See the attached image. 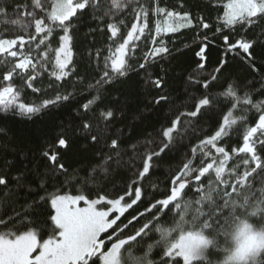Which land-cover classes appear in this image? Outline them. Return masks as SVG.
<instances>
[{"label": "trees", "instance_id": "16d2710c", "mask_svg": "<svg viewBox=\"0 0 264 264\" xmlns=\"http://www.w3.org/2000/svg\"><path fill=\"white\" fill-rule=\"evenodd\" d=\"M123 2L127 6L116 10L111 8L112 0H99L98 10L92 7L79 10L66 22L71 25L72 61L67 75L55 80L51 76L52 64L64 32L62 26L50 24L46 19V11L52 0H42L45 10L34 9L33 0H0V5L7 7V16H0V38L25 36L23 52L37 65L35 70L29 68L21 72L17 69L12 80L6 81L4 76L13 70L22 56L0 54V90L11 84L19 92L17 103L35 107H40L45 100H55L57 95L69 96L67 101L61 99L30 118L20 115L18 110H0V176L7 181V188L0 186V201H3L0 204V219L15 217L8 225L0 227L16 224L18 232L28 229L27 223H18L20 217H16L15 213L23 212L26 204L40 196L47 199L48 208L55 194H83L88 199L104 196L105 200L118 199L123 195V205L135 199V189L139 187L141 199L125 211L112 229L102 233L101 239L108 238V234L112 233V241L105 242L110 247L118 235L123 238L134 235L145 222H149L150 228L145 230L147 235L142 234L137 242L126 246V250L149 255L152 264H164V261L175 264L176 260L183 264L180 258L165 255L167 248L159 245L156 229L174 224L180 216L192 222V217L197 215L196 209L201 207L195 203L196 200H201L206 213L195 221L196 227L201 229L204 221L209 220V215L212 217L209 220L212 227L204 230L208 236L222 238L218 233L227 227L232 214L249 215L255 212L256 215L250 217L252 221L264 223V212L260 211L264 204H259L256 199L264 191V172L257 170L249 178L256 198L250 199L244 207H237L235 212L231 206L224 208L219 194L225 190V185L216 179L214 171L223 156L211 145L202 143L224 127V117L231 112L237 118V123L225 129L228 134L216 141V146L224 147L230 157L222 179L227 180L229 185L234 182L229 173L236 164L240 165L236 173L242 174V160L247 154L239 153L238 149L243 146L244 132L248 127L255 126L261 112L251 106L237 104L227 92L231 87L241 100L249 92L253 101H264V19L253 18L254 23L250 25H227L225 4L228 0ZM158 7L164 8V13L187 14L191 25L176 33L157 37L152 44ZM141 8L147 11L148 27L141 38L129 46L125 58L126 74L119 76L112 71L111 57L127 38L138 14L145 20ZM33 10L37 18L45 19L46 25L52 28L51 33L35 32L34 21L25 16V11ZM109 10L110 14L105 15ZM94 14L97 18H94ZM15 20L30 22L28 32H24L19 24H13ZM205 23L208 28L203 27ZM109 24H114L118 29L116 36L109 30ZM29 35L35 36V39H28ZM226 36L229 43L241 39L252 42L254 46L250 51L255 59L249 61L247 54L238 48L229 51L224 42ZM41 39L44 40L43 44L39 43ZM157 47H166L168 51L153 55L152 50ZM12 51H20L19 42ZM222 61L226 63L220 72H216ZM141 64L145 67L141 68ZM104 71H108L112 77L110 84L101 80ZM33 74L36 78L31 82L32 87H28L29 76ZM213 76L216 78L213 79ZM158 80L159 87L156 84ZM205 98L210 100L209 105L202 106L196 117L189 116L188 113L195 111L199 101ZM86 104L87 108L84 107ZM109 110L113 111L114 117H106ZM242 112L246 117L244 121L239 119ZM174 123L176 131L169 142L163 132ZM85 124L89 125L88 129L84 128ZM93 135L97 137L96 141L92 140ZM60 138L68 141L66 149L59 145ZM113 139H117V149L110 148ZM165 144L168 147H164ZM162 147L164 151L160 152ZM44 151H48L49 156L56 154L65 169L58 172V165L43 156ZM117 152L119 155H116ZM152 153L159 155H153L152 160L148 161L149 172L141 178L139 174L143 171V164ZM106 156L112 159L105 165ZM189 162L190 168L196 171L187 177L181 175V181H188L181 196L168 209L157 204L151 212L147 211L158 200L171 195L172 181L184 171V164ZM24 163H27L29 170L35 165L41 173L47 168V191L39 188V180H33L30 185L36 191L29 192L28 186L16 188V182L11 177L23 170ZM208 163L214 164L213 169L200 181H195L199 169ZM181 181H177V184ZM227 190L231 191L230 186ZM129 191L131 195L127 194ZM208 197L215 201L217 207L210 209ZM237 203H243V198ZM81 204L84 205L83 201ZM97 207L107 210L110 205ZM119 215L113 212L110 219ZM156 216L160 219L155 220ZM133 217L136 219L121 232L124 224ZM216 256L217 253L209 249V264H213ZM261 259L264 261V257ZM193 264L202 262L194 261Z\"/></svg>", "mask_w": 264, "mask_h": 264}, {"label": "snow or ice", "instance_id": "6c2138e0", "mask_svg": "<svg viewBox=\"0 0 264 264\" xmlns=\"http://www.w3.org/2000/svg\"><path fill=\"white\" fill-rule=\"evenodd\" d=\"M98 3L99 0H52L50 11H47V19L53 24L58 22V24L62 26L64 32V35L60 37V48L56 52L55 68L58 72L52 73L56 80H61L67 75L65 70L72 61V49L70 47L72 36L69 34L71 25L66 22L70 21V18L77 14V10H84L89 7L98 10ZM33 6L34 9L45 10L42 0H33ZM126 6L127 4L124 3L123 0H112V9L121 10ZM110 11L111 10L106 11L105 15H109ZM156 11L158 13H164L165 9L158 7ZM141 12H143L145 17L143 25L138 27L137 24H133L131 26V31L128 32L127 39L116 50L117 56L112 61V71L119 76H124L126 74L124 57L126 55L127 45L133 40L135 33L139 32L140 35H143L145 29L148 27L147 11L141 8ZM0 16H7V7L4 5H0ZM25 16L31 17L32 21H34L35 32L37 34L51 33L52 28L46 25L45 19L37 18L34 10L31 12L25 11ZM166 16L167 18L164 20L163 25H161L159 21L156 23L155 31L157 35L161 32H175L182 27L191 25V20L187 14L181 16L179 13L168 11ZM256 17L264 19V0H228L225 4V22L228 25L237 23L241 25L247 23L250 25L254 23L253 18ZM94 18H97L95 14ZM137 19L139 20V14ZM12 23L19 24L20 28L26 33L31 27V23L28 21L21 22L20 20H15L12 21ZM108 27L112 35L116 36L118 31L116 26L114 24H109ZM203 27L208 28V24L205 23ZM28 39L34 40L35 36L29 35ZM18 42L20 51H12L11 49H13ZM224 42L228 45L229 51L238 48L242 50L243 53L247 54L249 61L255 59L253 53L250 51L254 46L252 42L241 39L235 43H229L227 36L224 37ZM25 43V36H18L16 39L0 38V53H7L11 57H18V55L22 56V59H20L18 63H15L13 70L9 71L7 75L4 76V80H12L13 73L17 69L24 72L29 68L33 70L37 68L33 59L23 52ZM39 43L43 44L44 40L41 39ZM167 51L168 49L166 47H157L153 55H158ZM201 52H203V49H201ZM225 63L226 61H222L220 67L216 69V72H220ZM140 67L144 68L145 65L141 64ZM201 67H203V65H201ZM253 68H255V65H253ZM17 75L19 76L20 73H17ZM35 78L34 74L29 76L30 81L35 80ZM215 78L216 77L213 76V79ZM101 80L104 81L105 84H110L112 77L108 71H104ZM97 84H100V81H97ZM156 84L159 87L160 81H156ZM28 87H32L31 82L28 84ZM204 87L207 88L208 85L205 84ZM227 95L232 97L237 104L242 103L261 112L255 126L248 127L243 134V146L240 147L238 151L239 153L247 154V157L242 160L244 170L242 174L236 173V170L240 167L239 164H236L235 167L231 169L229 175L234 179V182L230 185L227 180L222 179L225 173V165L230 159L229 152L226 151L224 147H217L216 141L228 134L225 129L236 124L237 118L233 117L230 112L228 116L224 117V127H220L219 130L215 131L214 135L202 142L203 144L211 145L215 148L217 153L223 156V159L219 161V164L214 169L216 179L220 181L221 184L225 185V190L219 195L220 199L223 200V207L228 208L231 206L233 212H235L237 207H244L249 204L250 199L256 198L255 192L252 191V182L249 178L252 177L254 173H257V170L264 172V111H261L264 109V101H253L251 93L249 92H246L241 100V97L238 96L231 87ZM18 99L19 92L13 85L9 84L3 87V89L0 90V110L5 112L9 110H18L20 115H25L30 118L31 115L39 113L42 108H47L49 105L55 104L61 99L67 101L69 96L65 95L61 97L57 95L55 100H45L40 107L26 106L24 103H17ZM160 99L167 98L161 97ZM157 103H159V100ZM209 103V99H201L196 106V110L188 113V115L196 117L198 113H200L201 107L209 105ZM84 107L87 108L88 105L86 104ZM106 117H114L113 111H107ZM245 118V114L242 112L239 119L244 121ZM176 123H178V121ZM84 128L88 129L89 125L85 124ZM174 131H176L175 123L172 127L167 128L163 132V136L168 138L169 142H171ZM92 140L96 141L97 137L93 135ZM58 143L65 149L68 147V141L64 138H60ZM257 145H259V148ZM164 147H168V144H165ZM110 148H118L117 139L111 141ZM163 151L164 148L162 147L160 152ZM195 151L196 149L194 148L193 152ZM232 151H236V149H232ZM116 155H119V152H117ZM153 155H159V153L148 155L147 160L143 164V171L139 174L141 178L149 172L150 165L148 161L152 160ZM43 156L48 157L54 165H58V172L59 170L65 169V165L58 161L56 154L49 156L48 151H44ZM111 159V156H106L104 164L106 165ZM8 163L11 164L12 161H8ZM250 165H254V167H250ZM213 167V163H208L206 167L199 169V174L195 176V181H200L206 173L213 169ZM183 168L184 171L180 175H177L172 181L174 186L172 187L171 195L167 199L158 200L147 211L151 212L153 208L157 207V204L162 205L164 209H168L169 205L181 196L182 190H185L188 185L187 180L181 181V175L187 177L193 171H196V169L190 168V162L185 163ZM102 170L107 171L106 168H102ZM93 171H95V169H93ZM11 179L16 182V188L28 186L29 192L36 191V189L30 186L33 180H39V188L44 191H47L45 186L49 183L47 168L41 173L35 165L29 170L27 163H24L23 170L17 175L12 176ZM177 181L181 182L177 185ZM0 186H5L7 188V181L4 176H0ZM229 186L231 191L227 190ZM127 194L131 195V191ZM240 198H243V203L238 204L237 201ZM124 199L125 197L123 195L118 199L105 200L104 196H100L99 199H88L83 194H55L51 197L50 208H48V202L44 196L32 200L24 206L23 212L15 213L16 217H20L18 223H27L29 225L28 229L18 232L16 230V224L0 227V264H122L121 256L122 252L126 251V246L131 242H137L142 234L147 235L145 230L150 228L149 222H145L135 231L134 235L130 234L126 238L118 235L115 241L111 242L110 247L106 246L104 240L101 239V234L112 229L113 225L117 224V221L124 215L125 211L141 199V189L139 187L135 189V199L132 200L131 203L122 205ZM207 199L211 202L210 209L217 207L215 201H213L211 197ZM256 199H258L259 204H264V191H262L261 196ZM81 201H83L85 206H79ZM2 203L3 201H0V204ZM195 203L200 204L201 207L196 209L197 215L192 217V221H196L200 216L206 215L201 200H196ZM98 205H104L105 207L110 205L111 207L104 210V207L98 208ZM176 207L179 208L180 205L177 204ZM260 211L264 212V208H261ZM113 212H118L120 215L116 216L115 219H110V215ZM141 215H143V213ZM254 215H256L255 212ZM211 218V215H209V220ZM13 219H15V217H9L8 220L0 219V226L8 225L9 221ZM133 219H136V217L129 219L127 223L124 224L123 228H121V232H123L124 228L131 225ZM154 219L159 220L160 217L156 216ZM180 219L183 220L184 216H180ZM209 220L204 221L201 231L204 232L205 229L212 227ZM218 234L221 235L222 233ZM45 236H47V238H44ZM195 239L196 236H194L192 232H188L187 234L181 233L176 242L166 247L167 251L165 255L172 258H181L183 264H193V259L198 252V245L193 243ZM108 240L112 241V233L108 234ZM262 257H264V253H259L255 257L254 264H264V261L261 259ZM201 262L205 264L204 261ZM164 264H167V261H164ZM175 264H180V261L176 260ZM207 264H209L208 259Z\"/></svg>", "mask_w": 264, "mask_h": 264}, {"label": "clouds", "instance_id": "9594fccd", "mask_svg": "<svg viewBox=\"0 0 264 264\" xmlns=\"http://www.w3.org/2000/svg\"><path fill=\"white\" fill-rule=\"evenodd\" d=\"M249 215L232 214L227 227L221 234L222 238L208 236L196 227L195 221L177 220L174 224L164 225L156 229L159 245L168 247L179 239L181 233L192 232L198 245L194 261L207 264L209 249L217 253L213 264H254L255 257L264 253V223L256 224ZM130 253V255H129ZM122 264H152L151 257L134 251L122 252Z\"/></svg>", "mask_w": 264, "mask_h": 264}, {"label": "rangeland", "instance_id": "374dc122", "mask_svg": "<svg viewBox=\"0 0 264 264\" xmlns=\"http://www.w3.org/2000/svg\"><path fill=\"white\" fill-rule=\"evenodd\" d=\"M50 8H51V6H50ZM50 8L47 10V11H50ZM47 11H46V19H47ZM77 11H79V10H77ZM166 14L167 13H156L155 15H156V18L154 19V36H153V43L152 44H154V40L157 38V37H160V36H162V35H169V34H173V33H176V32H178L179 30H181L182 28H184V27H182V28H180V29H178L177 31H175V32H167V33H165V32H161L159 35H157V33H156V31H155V29H156V23H157V21H159L160 23H161V25H163V22H164V20L167 18V16H166ZM47 21L50 23V24H53L51 21H49L48 19H47ZM143 23H144V18H142V17H139V20L137 19V21L135 22V24H137L138 25V27L139 26H142L143 25ZM56 24H58V22L56 23ZM227 24V23H226ZM228 25V24H227ZM146 30V29H145ZM131 31V30H130ZM141 36L142 35H140L139 34V32H137V33H135L134 34V38H133V40L131 41V42H129V44L127 45V48H126V55H125V57H124V59L126 58V56H127V52H128V48H129V46L131 45V44H134V43H136L140 38H141ZM136 37H138V38H136ZM127 39V38H126ZM125 39V40H126ZM60 45H61V40H60V44H59V47H58V49L60 48ZM153 46V45H152ZM71 47V46H70ZM120 47V46H119ZM118 47V48H119ZM117 48V49H118ZM57 49V50H58ZM116 49V50H117ZM12 50V49H11ZM57 50H56V52H57ZM152 51H154V49L152 50ZM56 52H55V54H54V59H53V66H52V72H51V76L55 79V76L52 74L53 72H58V70L55 68V60H56ZM0 54H5V53H0ZM116 56H117V52L115 51L114 53H113V55H112V57H111V62L113 61V59H115L116 58ZM70 65V64H69ZM69 65H68V67H69ZM68 69V68H67ZM67 69L65 70L66 72H67ZM117 74V73H116ZM65 77V76H64ZM63 77V78H64ZM62 78V79H63ZM56 80V79H55ZM178 185V184H177ZM79 206H81V207H83V206H85V205H82L81 203H80V205ZM111 207V206H110ZM54 211V210H53ZM104 240V242H106L107 240H108V238H105V239H103ZM181 259V258H180ZM182 260V259H181Z\"/></svg>", "mask_w": 264, "mask_h": 264}, {"label": "water", "instance_id": "95a60500", "mask_svg": "<svg viewBox=\"0 0 264 264\" xmlns=\"http://www.w3.org/2000/svg\"><path fill=\"white\" fill-rule=\"evenodd\" d=\"M30 82H32V80Z\"/></svg>", "mask_w": 264, "mask_h": 264}]
</instances>
